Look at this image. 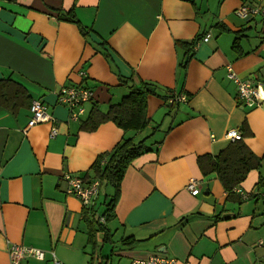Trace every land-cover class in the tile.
<instances>
[{
	"label": "crops",
	"instance_id": "0c3cea01",
	"mask_svg": "<svg viewBox=\"0 0 264 264\" xmlns=\"http://www.w3.org/2000/svg\"><path fill=\"white\" fill-rule=\"evenodd\" d=\"M244 1L0 0V80H9L12 90L15 84L22 88L16 96L21 105H0V264H11L9 242L53 250L63 264H91L96 257L85 209L66 193L63 175L94 177L92 164L124 131L113 121L82 129L59 103L62 86L84 78L104 111L126 94L125 79L151 82L161 94L148 96L150 124L140 133L153 131L147 140L152 150L127 169L107 223L118 253L130 262L161 253L177 264L264 259L260 171L251 170L236 188L241 191L235 189L239 202L228 200L217 174H205L198 164L200 156H215L235 142L225 134L237 128L262 159L264 173V100L239 106L227 69L231 65L241 78L258 81L264 92V17L236 15ZM70 10L77 22L59 18ZM208 32V41L187 46ZM163 95L187 98L169 113L171 98ZM36 98L46 102L54 120L24 132ZM191 179L200 189L196 195L187 187ZM101 193L106 198L113 188L102 184ZM249 193L259 196L243 195ZM115 235L133 241L122 245ZM19 264L53 261L48 254Z\"/></svg>",
	"mask_w": 264,
	"mask_h": 264
},
{
	"label": "trees",
	"instance_id": "16d2710c",
	"mask_svg": "<svg viewBox=\"0 0 264 264\" xmlns=\"http://www.w3.org/2000/svg\"><path fill=\"white\" fill-rule=\"evenodd\" d=\"M59 18L70 22L78 21L72 10L60 14ZM204 35L197 36L187 46H194ZM85 80L83 83H85ZM8 81L0 80V105L12 107L15 102H18L17 105L19 106L22 103L21 100H17L19 97L16 96H20L22 88L15 84V89L12 90ZM122 82L127 86L128 90L120 100L111 103L106 111L97 102L90 101L86 104L85 114L80 118L82 129L94 130L104 122L113 121L124 131L121 140L111 150L101 153L90 168L93 176L99 178L103 186H111L113 188L112 195L106 196V200L107 197H110L109 201H103L105 208L101 213L105 217L104 223L98 221L94 208H84L85 218L89 227V243L94 247V253H96L97 248L100 246L97 237L99 234L102 235L103 242H105V238L109 234L108 239L111 240L112 238L107 223L115 216V204L119 198L121 183L127 169L135 158L152 150L147 140L152 136L153 131L142 138L138 136L150 124V119L147 115L148 96L150 94L158 96L161 94L158 92L157 86L151 82L142 81L139 85L128 84V80L126 79L122 80ZM163 96L166 99L173 97L169 95ZM176 104H179V101L176 99H172L169 102V107L171 108L169 113L175 108L174 105ZM159 127L160 125L155 126L153 130ZM244 128L246 129V125ZM162 140L163 138L158 140L155 145L161 143ZM198 164L205 174L211 172L217 174L225 191L228 193V200L233 199L242 202V195L236 194V188L245 180L251 170L257 169L260 171L257 186L261 191L264 188V173L261 172L262 159L249 150L241 140L231 142L223 151L215 156H200ZM258 196V193L255 195L253 193L246 194V197L249 199L257 198ZM97 224L99 227H96ZM126 239H130L127 245L133 241L131 238H125L121 240V243L126 244ZM95 259V257H92L91 264H96ZM99 264H102L101 260Z\"/></svg>",
	"mask_w": 264,
	"mask_h": 264
},
{
	"label": "built area",
	"instance_id": "2783aa9c",
	"mask_svg": "<svg viewBox=\"0 0 264 264\" xmlns=\"http://www.w3.org/2000/svg\"><path fill=\"white\" fill-rule=\"evenodd\" d=\"M252 5L246 12L244 8H237L235 10L236 15L242 19L250 20L255 18L253 15L257 13V9H264V0H246L242 5ZM241 5V6H242ZM254 6V7H253ZM256 7V8H255ZM211 33L205 34L201 40H198L195 46H198L201 42H206L209 40ZM229 77L233 80L237 94V103L241 107H254L259 105L264 100V92L262 90L261 84L254 79H244L239 77L233 70L231 65L227 66ZM93 92L90 88L83 85H68L63 86L58 94V100L64 104L71 112L73 118H78L85 111V103L92 100ZM184 98V97H182ZM31 117L24 128L26 131L28 128L34 124L49 121L51 116L47 112L45 103L40 99H35L31 105ZM56 133V128H53L52 134ZM226 138L232 141L242 139V133L237 128H232L228 130L225 134ZM64 180L67 183L66 193L76 196L84 207H93L97 197L99 196L100 181L98 179L85 180L83 177L76 173H66L64 175ZM188 189L193 195L199 192V188L194 179L189 180ZM100 222H104L105 218L103 216L99 217ZM54 264H63L55 256L54 252H50ZM9 255L12 264H18L22 259L33 258L37 260H43L46 256V252L40 248L34 246H25L20 244H10ZM131 264H177V259L175 257L156 253L150 255L146 258H136L132 260ZM257 264H264V260L258 262Z\"/></svg>",
	"mask_w": 264,
	"mask_h": 264
},
{
	"label": "bare ground",
	"instance_id": "6f19581e",
	"mask_svg": "<svg viewBox=\"0 0 264 264\" xmlns=\"http://www.w3.org/2000/svg\"><path fill=\"white\" fill-rule=\"evenodd\" d=\"M246 1V0H245ZM244 3V2H243ZM242 3V4H243ZM241 4V5H242ZM240 5V7L239 8H241V7H243L244 8V12H246L247 11V9L249 8V7H252V5H248V4H246V5H242L241 6ZM254 7V6H253ZM256 8V7H255ZM257 9V13H255L253 16L254 17H264V9L263 10H260L259 8H256ZM84 77V76H83ZM240 77V76H239ZM85 80V78L83 79V81ZM72 85V84H71ZM77 85H83V86H86V84L85 83H83L82 82V84H77ZM66 86H68V85H66ZM63 87V86H62ZM87 87V86H86ZM89 88V87H88ZM91 90H92V92H93V89L92 88H90ZM237 94V93H236ZM182 97H184V98H182ZM186 98H187V96L186 95H180V96H178V97H175V96H173V97H171V99H170V101H172V99H176V100H178V101H181V100H186ZM36 99H40V100H42L41 98H36ZM35 99H32V101H31V104H30V108H31V105H32V102L34 101ZM43 101V100H42ZM59 101V100H58ZM92 101H94V94H93V96H92V100H91V102ZM44 102V101H43ZM45 103V105H46V108H47V112H48V106H47V104H46V102H44ZM60 104H62L61 102H59ZM88 102H86L85 103V111H86V104H87ZM64 105V104H63ZM31 111V110H30ZM70 111V110H69ZM85 111H84V113L83 114H81L78 118H73L72 116H71V112H70V117L71 118H73L74 120H79L80 121V118L85 114ZM48 114L51 116V119L49 120V121H45V122H50V121H53L54 120V117L48 112ZM31 117V116H30ZM29 120H30V118H29ZM29 120H28V122H29ZM28 122H27V124H28ZM45 122H40V123H45ZM37 124H39V123H37ZM34 125H36V124H34ZM33 125V126H34ZM27 126V125H26ZM25 126V127H26ZM24 127V128H25ZM32 127V126H31ZM30 127V128H31ZM53 128H56V133L55 134H52V130H53ZM29 129V128H28ZM28 129L25 131L24 129H23V131L24 132H27L28 131ZM57 132H58V129H57V127L56 126H54L53 125V127L51 128V135L52 136H54V135H56L57 134ZM241 140V139H240ZM237 141V140H236ZM67 173H75V172H67ZM66 174V173H65ZM64 174V175H65ZM76 174H78V175H80L81 177H83L85 180H94V179H98L99 181H100V189H99V196H100V190H101V187H102V183H101V180L99 179V178H96V177H85V176H83L82 174H80V173H76ZM64 175H63V180H64ZM66 182V181H65ZM198 186V185H197ZM66 187H67V183H66ZM199 188V187H198ZM200 190V189H199ZM238 191H241L240 189H237ZM65 191H66V189H65ZM71 195V194H70ZM243 195H245L246 196V194H243ZM99 196L97 197V199H96V201H95V204H94V206L93 207H91V208H94V211L96 212V216H97V219H98V221H99V217L100 216H103L102 215V213H99V210H98V208L96 207V204H97V201H98V199H99ZM83 205V204H82ZM84 207V206H83ZM84 208H87V207H84ZM89 208V207H88ZM90 208V209H91ZM90 214H93V213H90ZM104 217V216H103ZM105 218V217H104ZM105 222V221H104ZM103 222V223H104ZM18 244V243H15V242H9L8 243V254H9V246H10V244ZM20 245H23V244H20ZM25 246H31V245H25ZM35 247V246H34ZM38 248V247H37ZM41 249V248H40ZM42 250H44V249H42ZM45 252H46V256H45V258L43 259V260H45L46 258H47V256H48V254L51 256V254H50V252L52 251V252H54L53 250H51V251H47V250H44ZM54 254H55V252H54ZM55 256H56V254H55ZM9 258H10V255H9ZM52 258V257H51ZM136 259V258H135ZM23 260V259H22ZM21 260V261H22ZM59 260V259H58ZM264 260V259H263ZM263 260H259L258 262H260V261H263ZM20 261V262H21ZM53 261V260H52ZM60 261V260H59ZM10 262H11V259H10ZM19 262V263H20ZM61 262V261H60ZM257 262V263H258ZM18 263V264H19ZM256 263V264H257ZM12 264V263H11ZM54 264V263H53Z\"/></svg>",
	"mask_w": 264,
	"mask_h": 264
},
{
	"label": "rangeland",
	"instance_id": "374dc122",
	"mask_svg": "<svg viewBox=\"0 0 264 264\" xmlns=\"http://www.w3.org/2000/svg\"><path fill=\"white\" fill-rule=\"evenodd\" d=\"M144 136H145L144 134H139L138 137L142 138ZM107 198L110 199L109 197H107ZM105 199H106L105 196L102 195V193H101L100 194V199L97 202V208L99 207L100 203L102 205L99 208V213H101L102 210L105 208L104 203H103V201ZM97 226L99 227L98 224L96 225V227ZM108 227H109V225H108ZM109 236H110V234L108 235V237ZM108 237L105 238V243H102L101 238L98 237V242H99L100 246L98 247V250H97V253H96V257H98V259L102 261V264H130L131 263L130 262V257L119 254L118 253V249H119L118 246L114 247L112 241L109 240ZM114 238L118 239V241H119V236L118 235H115ZM119 243H121V242L119 241ZM96 264H97V262H96Z\"/></svg>",
	"mask_w": 264,
	"mask_h": 264
}]
</instances>
